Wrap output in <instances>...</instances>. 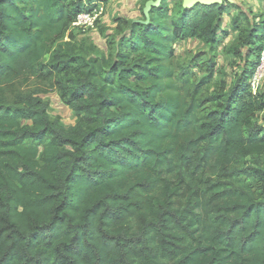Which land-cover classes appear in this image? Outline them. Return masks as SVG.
Returning <instances> with one entry per match:
<instances>
[{"label": "trees", "instance_id": "1", "mask_svg": "<svg viewBox=\"0 0 264 264\" xmlns=\"http://www.w3.org/2000/svg\"><path fill=\"white\" fill-rule=\"evenodd\" d=\"M139 1L101 48L71 25L106 0H0V264H264V13Z\"/></svg>", "mask_w": 264, "mask_h": 264}, {"label": "rangeland", "instance_id": "2", "mask_svg": "<svg viewBox=\"0 0 264 264\" xmlns=\"http://www.w3.org/2000/svg\"><path fill=\"white\" fill-rule=\"evenodd\" d=\"M171 1V0H170ZM237 4L243 5L245 9L253 13H264V0H231ZM147 4V2L145 3ZM142 2L139 0H106V3L98 2L94 9V19L86 24H77L71 27L73 33L76 35V41H85L87 43L97 44L99 47L104 48V37L101 34L103 28L112 29L115 26V17L122 15L128 18L139 19L141 16L140 7ZM93 18V16H92ZM227 20V18L225 19ZM111 30H109L110 32ZM235 37L234 33H230L226 38V43H230ZM63 40H68L65 36ZM176 54L181 60L188 58L190 53L195 51L205 50V46L196 39H187L183 42L174 44ZM219 56L218 62L224 67L229 78L234 76L235 67L232 65L234 57L230 54H225L218 49ZM22 85L25 91H37V95L49 101V114L51 116H58L61 123L65 125L73 124L75 117L71 110L62 105V102L57 98L54 90L42 92V86H39L34 79H29ZM260 90H264V82ZM257 120L264 123V111L259 112Z\"/></svg>", "mask_w": 264, "mask_h": 264}, {"label": "built area", "instance_id": "3", "mask_svg": "<svg viewBox=\"0 0 264 264\" xmlns=\"http://www.w3.org/2000/svg\"><path fill=\"white\" fill-rule=\"evenodd\" d=\"M94 9L92 12H81L80 14H78L75 21L72 23L71 27H74L77 24H86L88 22L92 23L93 19L95 18L93 15L95 12ZM259 44H260V49H259L258 59L248 81L251 91L253 93L260 90V87L264 82V36L262 37Z\"/></svg>", "mask_w": 264, "mask_h": 264}, {"label": "water", "instance_id": "4", "mask_svg": "<svg viewBox=\"0 0 264 264\" xmlns=\"http://www.w3.org/2000/svg\"><path fill=\"white\" fill-rule=\"evenodd\" d=\"M219 0H184V3L189 4V5H193V4H197V3H202V4H209V3H216ZM59 98V97H57ZM63 106H65L64 104H62Z\"/></svg>", "mask_w": 264, "mask_h": 264}]
</instances>
